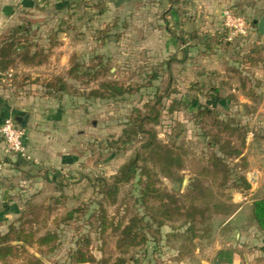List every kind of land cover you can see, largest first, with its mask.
<instances>
[{
  "label": "rangeland",
  "instance_id": "obj_1",
  "mask_svg": "<svg viewBox=\"0 0 264 264\" xmlns=\"http://www.w3.org/2000/svg\"><path fill=\"white\" fill-rule=\"evenodd\" d=\"M20 1H29L31 7L17 10L9 22L0 19V43L25 26L32 53L43 50L49 57L43 66L27 67L20 62L22 51L17 52L15 67L0 73V98L13 111H19L20 115L13 116L16 121L18 117L28 118L26 129L30 118L36 120L38 134L44 138L34 135L31 142L35 144H25L27 158L7 153L9 158L0 165V230L7 231L22 215L29 221L38 216V223L32 226L40 230L37 237L58 231L60 241L54 252L49 247H27L19 258L6 264H27L32 257L41 258L45 264H71V252L87 238L95 264L102 260L113 264L119 258H125L127 264L207 261L230 217L222 208L209 213L206 225L199 226L211 228L210 232L197 233L202 238L192 241L196 232H189L186 218L177 216L165 224L156 242L151 239L145 247L124 256L117 249L120 232L111 227L101 233L100 204L115 226L119 222L125 226L136 215L153 214L160 202L151 199L146 209L137 189L138 180L121 187L115 205L101 191L104 182H112L148 138L141 134L127 145L120 141L137 111L148 114L149 107L162 98L157 106L160 123L147 129L153 128L164 145L181 148L184 165L173 178H165L160 166L148 159L147 167L157 175L156 188L175 195L187 208L191 199L184 196L196 193L192 186L198 180L213 191L214 199L206 203L233 204L238 211L241 206L235 197L249 192L219 188L204 170L212 168L214 154L224 158L212 137L218 132L213 125L216 120L232 121L233 127L247 133L244 147L233 139L241 158H225L234 171L232 178L248 180L250 173L264 171V38L255 24L264 16V9H249L231 0L216 12L200 8L196 0ZM226 9L247 20L246 35H234L225 27ZM101 62L110 71L98 80L86 84L87 78L69 75L76 63L90 68ZM58 79L66 87L62 93L49 88ZM105 81L117 82L131 93L117 100L90 99L89 93ZM174 101L178 104L170 112ZM54 104L66 108L63 122L41 130L42 114L38 110ZM27 136L25 132L26 140ZM0 142L5 147L1 136ZM78 208L85 212L65 223L67 215ZM147 232L155 238L156 226ZM219 240L220 247L225 248L232 238L226 239L222 232Z\"/></svg>",
  "mask_w": 264,
  "mask_h": 264
},
{
  "label": "trees",
  "instance_id": "obj_2",
  "mask_svg": "<svg viewBox=\"0 0 264 264\" xmlns=\"http://www.w3.org/2000/svg\"><path fill=\"white\" fill-rule=\"evenodd\" d=\"M22 32L24 35L18 36ZM28 32L27 27H19L12 32V36L4 38L0 43V73L11 71L15 67V55L21 51L20 62L23 65L27 67H40L46 64L49 55H46L43 50L32 53V48L29 47V39L25 36ZM251 61L252 64L255 63V60L251 59ZM170 64L168 62L166 65L170 66ZM83 68V66L76 63L70 70L69 75L75 79L85 77L88 80L86 84H88L91 81L98 80L101 76H105L110 71V68L102 62L94 67ZM78 74H82V76ZM49 88L54 89L55 93L66 91L65 84H63L61 79H58L57 83H51ZM215 91L218 94V91ZM130 93V88H126L117 82L105 81L100 84L98 90H92L89 93V98L117 100L124 98ZM161 100L162 98H159L154 106H147L150 108L148 114L143 115L140 111H137L138 116L130 122L120 141L123 145H127L133 142V138H137L141 134L148 138L145 139L141 151L119 170L117 175L112 178V182H104V188L101 191V194L106 199L112 200V205H115L121 187L138 180L137 189L142 205L147 209L151 199L160 202L159 207L152 212L153 214L149 215L146 213L144 216L136 215L125 226L123 222H119L115 226V223L109 220L107 210L100 204L101 216L99 223L101 233L105 234L111 227L115 232H120L117 249L124 256L128 255L130 250L145 247L151 239H154V242H156L165 224L174 221L177 216H184L186 218L185 224L190 225L188 231L192 233L196 232V235L192 237L193 241L194 238L203 237L197 234L199 231L210 232L211 228L209 227L202 229L199 227L206 225L209 219L207 217L209 213L221 208L229 216L237 212L233 204L223 205L219 202L206 203V200L214 199L213 191L209 187H203L198 180L192 186V190L195 188L196 193L193 194L191 192L184 196V198L191 199V205L187 208L181 204V201L175 195L161 192L156 188L157 175L153 174L152 170L147 167L146 162L148 159H151L155 165L160 166L161 174L165 178H173L177 175V171L181 170L184 165L183 155L179 153L181 148L177 149L164 145L158 140L157 133L153 128L147 129V126L150 124L158 125L160 123L161 114L157 106L161 105ZM177 104V101L173 102V105L170 107V112L174 111L175 105ZM201 115L207 116L208 114L207 112H201ZM213 125L218 129V132L212 136L214 144L219 147V152L223 154L224 158L214 154L211 162L212 168L210 170L209 168L205 169L204 173L206 175H212L214 183L219 188H232L240 193L249 192L252 186L247 178L237 176L236 179H233L232 174L234 171L225 162V158H241L242 152L234 147L233 139L240 141L241 146L244 147L247 133L243 128L233 127L232 121L221 122L215 120ZM223 134H226L228 137L224 139L222 137ZM180 181L182 182L183 179H180ZM84 212L85 209L83 208L73 210L67 215L64 222L68 223L74 220L76 215H81ZM25 217V215L20 216V218L9 225L7 231L0 232V261L4 264L8 263L9 260L19 258L20 254L27 247H49V251L54 252L59 245L60 234L58 231H49L44 236L38 238L37 235L40 233V230H34L32 226L38 223L39 217L37 216L35 221L26 220ZM148 218L149 220H147ZM252 218L257 223L259 229L264 232V198L253 204ZM155 226L156 236L154 238V236H150L147 230H151ZM90 243L89 238L83 240V242H78V248L70 254L71 264L97 263L96 258L89 251ZM109 262V260H102L98 263L109 264ZM27 264H45V262L41 258L32 257V259L28 260ZM113 264H127V260L125 258H119Z\"/></svg>",
  "mask_w": 264,
  "mask_h": 264
},
{
  "label": "crops",
  "instance_id": "obj_3",
  "mask_svg": "<svg viewBox=\"0 0 264 264\" xmlns=\"http://www.w3.org/2000/svg\"><path fill=\"white\" fill-rule=\"evenodd\" d=\"M10 1H14V3ZM231 1L242 3L249 9H264V0ZM226 2L227 0H196V4L200 8L204 7L213 12L218 11L221 5H225ZM30 7L29 1L21 2L20 0H0V19L1 21L4 20L9 22L14 18L17 10H27ZM6 24L7 23H5V25ZM1 28H3V26H0V29ZM24 70L28 71L27 69ZM13 110V107L9 106L5 100L0 98V127L8 117H17V115H20L19 111ZM65 110L66 108L63 106L56 104L50 108L47 107L46 109L39 108L38 111L42 114L39 121L40 125H42L40 129L42 130V128H45L48 130L49 127L62 123L63 118L66 115ZM36 124V120L31 118L29 119V126L25 130V132L29 134V136H27V140L25 138V144L28 147H32V145L35 144L31 142L34 135H39V128H36ZM40 138H44V136H41ZM8 158L9 155L6 152L4 145L0 142V165ZM250 174H252V178H249L248 180L250 181V179H253L255 181L251 184L252 189L246 196L238 195L235 197V203L238 205L240 204L241 207H239L238 211L234 215L230 216L224 223L222 226L223 230H220L221 234L223 232L226 239L229 237L232 238L231 243H229L231 247H229V245L225 248L220 247L221 242L219 239L221 238V234H219V239L214 244V249H212L211 252L212 256H210L207 261H202L201 264H264V232L259 229L257 223L253 221L252 218L253 204L264 198V171L257 170ZM258 194L259 196L254 198L252 201L249 200ZM0 232L3 231L0 230Z\"/></svg>",
  "mask_w": 264,
  "mask_h": 264
},
{
  "label": "built area",
  "instance_id": "obj_4",
  "mask_svg": "<svg viewBox=\"0 0 264 264\" xmlns=\"http://www.w3.org/2000/svg\"><path fill=\"white\" fill-rule=\"evenodd\" d=\"M224 25L234 35H246L248 22L244 17L238 16L233 9L223 12ZM0 136L4 141L8 154L27 158L25 145V131L19 126L13 116L8 117L0 127Z\"/></svg>",
  "mask_w": 264,
  "mask_h": 264
},
{
  "label": "water",
  "instance_id": "obj_5",
  "mask_svg": "<svg viewBox=\"0 0 264 264\" xmlns=\"http://www.w3.org/2000/svg\"><path fill=\"white\" fill-rule=\"evenodd\" d=\"M255 24L258 26L259 34L262 38H264V16L259 20L255 21ZM17 123L20 125V127L25 130L28 124V118H17Z\"/></svg>",
  "mask_w": 264,
  "mask_h": 264
}]
</instances>
